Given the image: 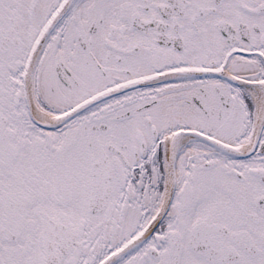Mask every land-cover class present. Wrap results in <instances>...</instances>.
I'll return each instance as SVG.
<instances>
[{
	"label": "snow or ice",
	"instance_id": "6c2138e0",
	"mask_svg": "<svg viewBox=\"0 0 264 264\" xmlns=\"http://www.w3.org/2000/svg\"><path fill=\"white\" fill-rule=\"evenodd\" d=\"M0 264H264V0H0Z\"/></svg>",
	"mask_w": 264,
	"mask_h": 264
}]
</instances>
